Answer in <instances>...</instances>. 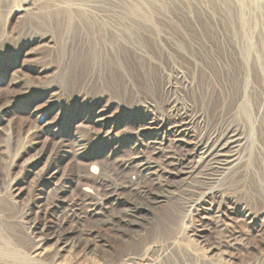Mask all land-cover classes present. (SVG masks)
I'll use <instances>...</instances> for the list:
<instances>
[{
    "label": "rangeland",
    "instance_id": "rangeland-1",
    "mask_svg": "<svg viewBox=\"0 0 264 264\" xmlns=\"http://www.w3.org/2000/svg\"><path fill=\"white\" fill-rule=\"evenodd\" d=\"M149 1L136 0L126 10L102 4L99 12L78 16L72 27L64 14L19 17L4 10L0 15V264H30L37 239L50 229L63 225L73 229L77 239L97 227L104 217L66 218L72 204L88 211L91 197L84 188L94 189L96 199L103 198L104 189L98 185L102 181L132 197L126 187L136 176L140 123L122 128L125 145L110 158L109 152L98 149L103 131L95 113L111 105V114L126 107L130 117L129 111L140 102L157 116H167L169 124L175 115L171 107H186L204 120L197 119L196 133L207 136L228 125L249 129L260 112L257 124L262 130L257 128L255 145L240 169L217 173L205 164L166 193L167 203L141 232L139 246L128 248L104 227L100 235L113 245L109 252L93 254L83 246L59 252L51 239L43 263L124 264L126 253L132 252V264H182L191 256L194 264H225L228 257L233 264H264V224L250 225L241 212L264 216V65L250 77L244 113L239 100L244 65L237 54L244 39L235 33L251 32V41L262 45L264 20L251 17L252 26L245 31L236 7L227 12L217 0ZM88 32H126L124 57L105 47L109 55L100 59L103 41L95 46V38H103ZM140 32L171 36L159 39L157 33ZM136 45L142 53L133 49ZM170 152L177 158L185 151L179 147ZM92 167L98 175L89 172ZM214 191L227 196L220 210L211 205ZM238 240L244 242L235 247ZM210 249L215 257L199 261Z\"/></svg>",
    "mask_w": 264,
    "mask_h": 264
},
{
    "label": "bare ground",
    "instance_id": "bare-ground-1",
    "mask_svg": "<svg viewBox=\"0 0 264 264\" xmlns=\"http://www.w3.org/2000/svg\"><path fill=\"white\" fill-rule=\"evenodd\" d=\"M135 1L136 0H24L20 3V5L18 4V6L17 0H0V15L4 10V12H6V10H11V13L13 12L19 17L20 15L21 17H26L38 13H44L46 15L55 14L57 16L64 14L68 18L70 27H72L74 20H76L78 16L81 18V15L84 13L86 14L99 12L98 9L102 4L107 6L109 5V7H124L126 10V5L129 4L130 6ZM217 1L218 3H220V6L222 5L224 7L227 12H234L233 9L236 7L238 16L242 21L245 22L243 23V28L245 29V31L250 30L252 26L250 24L253 19L264 20V0ZM149 2H151V0ZM175 2H177V0H175ZM57 5L64 6L63 8L61 7L62 10H60L58 9V7L56 9ZM71 33L73 32L71 31ZM88 33L92 37H95L96 34H99L97 36L101 35V37L103 38H95V46H99V42L103 41V45H101V47H98V57L100 59H102L104 56L109 55L106 49H104L105 47L107 49H113L112 51L116 52V57H124L126 51V32ZM140 33H157L159 39L161 37H169L170 35L165 32ZM235 33L237 36L243 37L244 39V42H242L240 45H237V54L242 64L244 65V71L241 73L242 79L244 81V88L242 90V96L239 95V100L242 112L248 113V102L246 101V99L248 98V89L250 82L249 80L250 77H253L252 74L257 75L256 68L259 67L261 70L262 67L260 65H264V44L257 45L253 43L251 41V32ZM193 34L196 33L193 32ZM193 42L200 47L202 46L198 41ZM45 43L50 44L51 42L45 40ZM204 46L207 45L204 44ZM133 49H136L135 51H137L138 53L143 52V50L137 47V45ZM103 52H105L104 55ZM212 57L213 59H216L215 54H213ZM118 63L121 65L122 61H118ZM146 104L147 103L145 102L138 103L131 111H129V113L131 114L130 117L126 115L128 111L126 107H121L119 110L117 109L118 111L116 110V114H111V105H107L106 107L97 110V112L95 113V116H97L96 121L100 124L103 131L102 133L104 134L101 135L102 133H99L98 149L100 152H109L108 156L110 158L113 157V154L120 152L122 147L125 145V139L120 135L122 128L124 129V127H127L126 125L131 124L132 121L140 123V129L136 136L137 150L134 157V160L137 164V166L135 167L136 176L133 177L134 179L131 182V185L126 187L132 193V197L128 198L126 196H123L119 187H105L102 181L101 183H98V185L102 189H104L105 192L103 198L99 197L101 199L95 198L96 195L94 189H91L90 187L84 188L83 191L91 197V199L88 200V211H82V209L78 208L79 206H77L76 204H72L69 205V215L66 218H70L73 216V218L75 217L79 221L85 219L94 220L102 217H104V219L98 220L99 224L97 225V227H94L89 231L87 230L88 232H85L87 234L82 233L81 235H78L77 239L74 238L75 236H73L74 230L66 229L63 225L59 228L57 227L52 230L50 229L47 236L41 235L37 239L38 241L36 240L37 245H34L35 248L33 249V253L31 251L32 256H30L29 258L30 264H44L43 261L46 258L48 251L45 246L46 243L51 239L56 240V247L58 248L59 252H62L66 249L74 250L77 247L81 246H83V251H90L93 254H101L105 253V251L109 252L113 249V245L104 240L100 235V231L104 227H107L108 230L117 234V237L123 240L128 248L132 249L133 247L131 246H139L138 240L141 232H144L147 224L152 221L155 222L154 219H157V210H160L163 205L167 203L168 196H166V193L173 190L179 182L192 178L200 170V168H203L205 166V164L210 165L211 172L217 173L228 174L230 170L240 169L242 165H244L243 160L246 157L248 151L255 145L254 136L257 128L259 127L262 130V126H259L257 124L258 122L260 123L262 119V113L260 112L258 113V119L255 121V123L254 121L252 123L250 122L251 126L249 129L240 128L238 125H228L227 127L224 126L225 128L221 129L220 131L213 132L210 134V136H207V133L204 131L196 133L197 131L195 128V124L199 120H201L202 122L204 120L200 119L201 116L192 115L186 107H179L178 104L173 105L171 107V112L175 113L174 117H172V119L174 120L173 123L169 124L166 118L167 116L165 117L164 114L157 116L155 111L147 106L148 104ZM106 128L107 130L104 131V129ZM169 144H171V147L169 146ZM179 147H181L185 152L184 155L176 158L175 155L170 152V149L172 151H175ZM148 150L152 151L151 154H149ZM89 172L93 175L99 174V171L97 172L96 167H92ZM163 193L165 194V197L162 196ZM210 194L211 198L215 200L211 205L214 208L220 210V203H224V201L226 202L227 196L224 193L217 191H214ZM241 212L244 219L248 221L250 225L257 226L259 225V222L264 224V216L261 213H254L253 211L247 209H242ZM63 221L66 222L67 219H64ZM95 234L97 237L95 236ZM243 242L244 240H238L234 246H242ZM213 252V249H210L208 253L198 258V260H203V262L209 261L212 257H215ZM133 255L134 253L127 252V257L125 260H123V263L132 264L133 260H135L133 258ZM218 256L226 255L221 254ZM191 258L192 256L190 258H185V260L182 259V264H189V262L191 263L193 260V258L192 260ZM194 262L195 261L193 260L192 264H194ZM156 263L158 264V262ZM225 264H233L230 257H228V260L225 259Z\"/></svg>",
    "mask_w": 264,
    "mask_h": 264
}]
</instances>
